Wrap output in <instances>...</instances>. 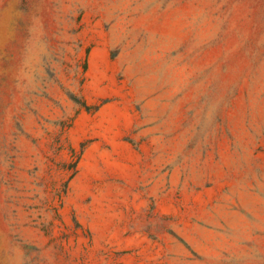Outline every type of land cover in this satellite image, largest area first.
<instances>
[{"label": "rangeland", "instance_id": "1", "mask_svg": "<svg viewBox=\"0 0 264 264\" xmlns=\"http://www.w3.org/2000/svg\"><path fill=\"white\" fill-rule=\"evenodd\" d=\"M0 264H264V0H0Z\"/></svg>", "mask_w": 264, "mask_h": 264}]
</instances>
